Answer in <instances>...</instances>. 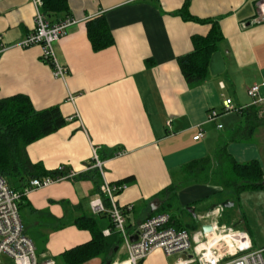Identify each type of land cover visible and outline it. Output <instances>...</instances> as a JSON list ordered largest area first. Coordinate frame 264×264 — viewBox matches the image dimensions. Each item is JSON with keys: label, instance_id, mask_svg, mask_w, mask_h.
<instances>
[{"label": "crops", "instance_id": "crops-1", "mask_svg": "<svg viewBox=\"0 0 264 264\" xmlns=\"http://www.w3.org/2000/svg\"><path fill=\"white\" fill-rule=\"evenodd\" d=\"M257 1L66 0L68 14L50 18L74 21L53 46L66 71L60 80L43 61L41 47L16 46L33 30L31 0H0V100L24 95L34 109L56 107L67 121L27 146L30 162L46 171L82 174L92 165L94 148L106 181L132 179L116 196L120 208L130 209L124 212L129 231L159 215L163 199L158 195L174 186L176 219L182 225L197 224L193 233L211 224L214 217L205 216L221 208L219 224L246 231L253 249L263 250L252 241L239 202L252 192L264 195V189L237 194L236 188L224 185L233 175L231 161H256L264 174V111L247 96L257 85L258 96L264 98V22L253 23ZM99 16L105 18L114 43L94 52L86 23ZM199 21L216 23L222 39L210 57L207 78L188 85L177 59L192 51L193 37L209 33L211 23ZM226 99L234 110L222 113ZM212 111L220 116L207 122ZM200 131L203 138L194 141ZM202 159L209 163L185 170ZM96 196L91 181L75 178L22 196L20 220L25 235L32 232L36 239L38 245L27 236L39 261H55L90 241L88 231L73 225L78 217H96L98 229H109V218L91 214L89 202ZM224 201L233 206L220 207ZM162 257L155 251L140 264H156L154 259ZM95 262L101 264L100 259L85 264Z\"/></svg>", "mask_w": 264, "mask_h": 264}, {"label": "built area", "instance_id": "built-area-1", "mask_svg": "<svg viewBox=\"0 0 264 264\" xmlns=\"http://www.w3.org/2000/svg\"><path fill=\"white\" fill-rule=\"evenodd\" d=\"M34 7L33 30L23 40L17 43V47L27 49L39 46L42 50V59L52 67L54 78L64 80L66 71L58 63L53 46L64 37L67 29L74 24V21L65 19L51 22L43 13L42 0H31ZM257 17L254 24L264 22V0L256 3ZM3 50L4 47H1ZM257 85L247 90L254 105H263L264 98L258 96ZM73 101V96L69 97ZM234 110L230 99L223 103L222 113ZM220 116L214 111L207 116V122H213ZM169 125V122H167ZM221 128V125H217ZM203 132L200 131L194 141L202 139ZM122 154V153H120ZM92 165L87 171L96 169L100 174V195L92 198L89 208L93 216L107 215L113 231L118 233L121 246L127 254L126 263L139 264L155 251H161L166 257L174 255L185 256L174 264H264L263 250H255L252 247L249 235L241 229L219 224L221 208L210 212L205 217H214L209 224L211 232L204 233L202 230L188 233L183 230H176L169 226L170 217L168 214H159L140 222L133 230L126 228L125 211L116 204V196L126 190L124 183H109L102 174V162L99 161L95 149L92 148ZM63 170V169H59ZM85 173V172H84ZM79 173L69 170L65 175L51 178L35 179L30 182V187L22 194L12 190L6 180L0 176V257L6 255L13 264H56L53 259L39 261L35 255V248L32 241L25 235L23 224L19 215V202L21 196L34 189L47 187L60 181L72 180ZM106 200V201H104ZM111 230L102 232L103 237H109ZM135 237V241L131 238ZM113 264H118L117 262ZM122 264V263H121Z\"/></svg>", "mask_w": 264, "mask_h": 264}, {"label": "trees", "instance_id": "trees-1", "mask_svg": "<svg viewBox=\"0 0 264 264\" xmlns=\"http://www.w3.org/2000/svg\"><path fill=\"white\" fill-rule=\"evenodd\" d=\"M42 2V11L49 19L57 15L68 14L66 0H42ZM186 6L187 3H185L184 10ZM186 18L189 19L190 17L186 16ZM199 22L211 23L209 33L204 37H193L192 51L177 59L180 72L188 85L200 83L207 78L210 57L218 49V44L222 39L216 23ZM86 33L94 52L107 49L114 43L103 16L88 21ZM66 122L58 108L36 110L29 98L24 95H14L0 100V176L6 180L12 190L22 194L25 189L30 187L32 180L65 175L67 172L65 170L46 171L41 164L31 163L26 148L41 138L56 132L65 126ZM208 163L207 159L193 161L185 166V170L189 171ZM231 163L233 175L224 183L226 187L236 188L237 194L245 190L264 189V174L258 162L236 164L231 161ZM75 179L91 181L94 186V193L100 195L101 179L96 169L79 174ZM131 180V178H126L118 183L127 184ZM158 197L163 199L159 214H168L170 217L169 226L176 230L185 231V227L188 228L189 225H182L174 213L177 209L175 208L176 188L169 186L162 190ZM20 206L19 202V209ZM97 218L105 219L108 217L107 215H100ZM73 225L79 230L88 231L91 239L63 252L60 257L63 264H85L94 259H100L103 264L106 261H110L112 264L111 259L121 246L120 237L118 233L113 231L112 224L109 225L112 232L109 237L102 236V231L97 227L96 217H78L73 221ZM189 227L191 233H193L192 230L198 228L197 224Z\"/></svg>", "mask_w": 264, "mask_h": 264}, {"label": "rangeland", "instance_id": "rangeland-1", "mask_svg": "<svg viewBox=\"0 0 264 264\" xmlns=\"http://www.w3.org/2000/svg\"><path fill=\"white\" fill-rule=\"evenodd\" d=\"M260 106V105H259ZM261 110L264 111V106L262 105ZM239 206L241 208L242 213L246 217V222L249 230L250 237L252 238V241L254 242L255 246L257 248L264 247V195L263 192H252L250 195H242L240 198ZM263 215H262V214ZM21 216V213H20ZM185 231L188 233L190 227H185ZM28 237H32L34 245L36 243V239L34 238V235L32 232L27 233ZM38 245V244H37ZM121 246L119 248V252L117 256L112 257V264L117 262L118 264H121L125 262V252L124 250H121ZM163 255V254H162ZM263 259H264V249H263ZM185 256L182 255H174L172 257L167 258L165 255H163L162 258H155L154 262L156 264H174L179 259H184ZM55 261L57 264H63L61 258L58 256L55 257ZM0 264H13L12 260L7 257L6 255H2L0 257ZM92 264V263H90ZM95 264H98L95 262ZM101 264H103L101 262ZM105 264V263H104ZM140 264V263H139Z\"/></svg>", "mask_w": 264, "mask_h": 264}, {"label": "water", "instance_id": "water-1", "mask_svg": "<svg viewBox=\"0 0 264 264\" xmlns=\"http://www.w3.org/2000/svg\"><path fill=\"white\" fill-rule=\"evenodd\" d=\"M232 206H233V203H230L228 201H224V202H222L220 204V207H222L224 209L231 208ZM186 211L188 213H190L195 218L194 211L190 207L186 208ZM211 230L212 229H211V226L210 225H204V226H202V232H204V233H209V232H211ZM135 240H136L135 237H132L131 238V241H135ZM105 264H111V262L110 261H106Z\"/></svg>", "mask_w": 264, "mask_h": 264}, {"label": "bare ground", "instance_id": "bare-ground-1", "mask_svg": "<svg viewBox=\"0 0 264 264\" xmlns=\"http://www.w3.org/2000/svg\"><path fill=\"white\" fill-rule=\"evenodd\" d=\"M122 264H125V263H122ZM128 264V263H127Z\"/></svg>", "mask_w": 264, "mask_h": 264}]
</instances>
